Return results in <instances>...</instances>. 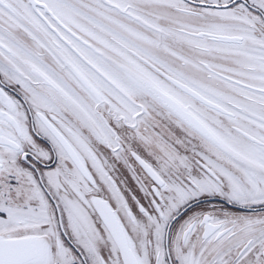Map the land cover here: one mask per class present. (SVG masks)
I'll return each mask as SVG.
<instances>
[{"label":"snow or ice","instance_id":"6c2138e0","mask_svg":"<svg viewBox=\"0 0 264 264\" xmlns=\"http://www.w3.org/2000/svg\"><path fill=\"white\" fill-rule=\"evenodd\" d=\"M0 264H264V0H0Z\"/></svg>","mask_w":264,"mask_h":264}]
</instances>
